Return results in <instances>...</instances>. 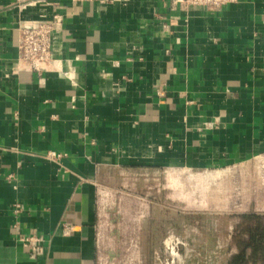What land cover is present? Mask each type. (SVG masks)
I'll return each instance as SVG.
<instances>
[{
  "label": "crops",
  "instance_id": "crops-1",
  "mask_svg": "<svg viewBox=\"0 0 264 264\" xmlns=\"http://www.w3.org/2000/svg\"><path fill=\"white\" fill-rule=\"evenodd\" d=\"M53 12L60 67L38 74L17 29ZM262 154L264 0H0V264H97L103 187Z\"/></svg>",
  "mask_w": 264,
  "mask_h": 264
},
{
  "label": "rangeland",
  "instance_id": "rangeland-1",
  "mask_svg": "<svg viewBox=\"0 0 264 264\" xmlns=\"http://www.w3.org/2000/svg\"><path fill=\"white\" fill-rule=\"evenodd\" d=\"M199 172L167 167L161 169L160 177L154 181V184L159 183L157 188L147 189V183L143 185L139 181L133 188L127 184L112 187L117 194L100 199L97 264H186V258H192L197 242L189 243L186 238V245L178 244L173 258L169 256L164 240L167 232L173 230L160 228L157 218L153 226L148 224L147 212H159L169 217L177 213L209 214L214 220L213 245L218 239L223 243L221 248L215 247L213 253L222 260L237 252L235 241L241 229L253 226V219H243L241 215H259L264 235V156L235 167L229 165ZM139 222L137 233L136 224ZM150 229L153 231L152 240L147 238ZM207 242L209 245L210 239ZM149 244L154 248H149ZM201 250L208 254L212 249ZM260 255L253 254L247 264H264L260 260L264 255Z\"/></svg>",
  "mask_w": 264,
  "mask_h": 264
},
{
  "label": "built area",
  "instance_id": "built-area-1",
  "mask_svg": "<svg viewBox=\"0 0 264 264\" xmlns=\"http://www.w3.org/2000/svg\"><path fill=\"white\" fill-rule=\"evenodd\" d=\"M43 1V0H40ZM72 3H80L83 1L91 0H69ZM93 1V0H92ZM100 3L110 2L112 0H94ZM238 0H176L177 3L184 10H190L193 8H205L210 10L219 9L221 6L234 3ZM63 19V14L58 12H53L51 18L37 20L32 23L23 24L18 27V37H17V60L25 63L32 71L40 74L45 70L58 69L59 61L54 55V35L58 26L61 24ZM212 123H209L211 126ZM62 156L54 150H49L46 153V157L51 160H58ZM264 154L258 155L254 159L262 158ZM248 163V162H247ZM244 163L233 164L230 166L242 165ZM229 167V166H227ZM117 190L114 188H102L99 192V200L103 196L113 197L117 194ZM18 205L16 206L17 211ZM19 242L21 245H29L34 243L39 245L37 237H19ZM164 243H166V249L169 250V256L173 258V254L176 252V246L178 244L186 245L187 241L185 238L177 236L173 231H168L165 237ZM222 241L219 239L216 241V248L222 247ZM36 250V247L34 248ZM217 253V252H216Z\"/></svg>",
  "mask_w": 264,
  "mask_h": 264
},
{
  "label": "trees",
  "instance_id": "trees-1",
  "mask_svg": "<svg viewBox=\"0 0 264 264\" xmlns=\"http://www.w3.org/2000/svg\"><path fill=\"white\" fill-rule=\"evenodd\" d=\"M161 169L158 171L160 173ZM157 173V172H156ZM144 176H149L147 171H143ZM140 182V181H139ZM139 184V183H138ZM146 183H143V185ZM157 215V217H156ZM241 217L253 219L252 227H244L235 241L237 252L231 257L222 260L214 252L215 246L213 245V217L207 213H177L173 217L164 215L163 213L152 212L147 219V223L154 225L156 218L159 219L157 223L163 229H171L178 232L180 235L189 241L195 243L197 249L195 250L192 258H186V264H247L252 258L253 254L264 255V238L260 228V217L255 213L243 214ZM153 236L152 229L149 230V240ZM210 239L209 245L207 241ZM149 248H154L153 244H149ZM209 247L212 249L208 254H205L201 249ZM199 248H201L199 250ZM260 255V256H261ZM259 259V257H258ZM256 259V261H258ZM264 262V259H261ZM255 261V260H254Z\"/></svg>",
  "mask_w": 264,
  "mask_h": 264
}]
</instances>
